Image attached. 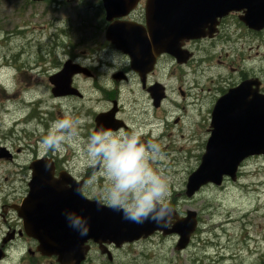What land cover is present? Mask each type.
Instances as JSON below:
<instances>
[{
  "label": "rangeland",
  "instance_id": "rangeland-1",
  "mask_svg": "<svg viewBox=\"0 0 264 264\" xmlns=\"http://www.w3.org/2000/svg\"><path fill=\"white\" fill-rule=\"evenodd\" d=\"M96 3L97 0H0V147H10L15 152L22 149L15 162L0 159L2 203L25 193L26 176L21 173V166L33 155V147L38 145L41 152L45 151L39 138L47 133L53 119L64 117H79L84 123L71 145L74 152L65 145L63 151L56 153L58 158L70 159L82 177L89 173L84 188L87 195L99 197L103 192V166L100 164L94 170L97 162L86 150L92 130L86 112L96 104L94 84L86 78L80 80L79 86L86 94L87 104L83 106L77 98L54 97L49 81L50 75L60 71L66 62L70 41L84 47L96 35L100 13ZM233 32L232 39L222 46L225 50L220 46L214 50L215 55L223 54L222 63L213 60L211 65L204 66L203 74L188 75L185 87L190 92L184 102L187 112L176 107L172 99L181 104V96L176 82L169 81L174 85L170 89L171 99L156 114L157 119L163 114L169 120V132L164 131L167 135L159 133L160 123L155 136L145 135L150 118L143 111V96L139 88L136 91L135 80L123 85L122 99L127 109L124 115L129 117L131 127L118 133L135 135L144 143L160 146L163 158L154 167L168 179L170 204L180 216L195 210L199 220L197 235L184 251L176 250L177 240L171 235H157L143 242V264H264V156L245 161L236 181L226 180L222 186L207 185L193 197L185 194L188 176L197 169L205 152L211 112L216 98L223 94L221 89L238 80L239 65L264 81V31L256 34L241 27L236 31L233 28ZM229 64L236 67L235 72L228 68ZM130 86L135 92L130 91ZM135 97L141 102L131 106ZM34 101V106L43 112L54 113L51 122L39 124L41 121L36 119L29 123L28 113L34 108ZM103 106L104 103L99 104V108ZM178 117L180 120L175 123ZM230 217L234 219L228 223Z\"/></svg>",
  "mask_w": 264,
  "mask_h": 264
},
{
  "label": "water",
  "instance_id": "water-1",
  "mask_svg": "<svg viewBox=\"0 0 264 264\" xmlns=\"http://www.w3.org/2000/svg\"><path fill=\"white\" fill-rule=\"evenodd\" d=\"M102 1L107 20H111L128 14L139 0ZM146 10L148 26L154 36L152 40L143 37L137 27L121 22L110 24L107 29V38L131 56L133 69L140 73L144 71L147 55L152 56V46L159 53L176 54L179 38L204 35L205 17L214 27L218 17L232 10H243L241 19L249 28H264V0H147ZM82 71L83 67L73 68L66 63L60 72L49 78L53 84L52 93L55 96L79 93L72 86V77ZM260 85L258 78L246 79L217 100L212 111L211 136L206 151L198 168L188 177L185 192L188 197L194 196L207 184L222 185L226 177L236 181L239 167L245 159L254 155L264 156V93H259ZM156 95L158 100L164 97L160 93ZM112 116L113 113L97 116L98 129L110 123ZM42 162L43 159L34 161L35 176L19 211L36 213L32 215L34 217L25 218L40 221L41 225L29 230L28 234L38 239L41 251L56 255L62 264L82 261L90 240L119 244L148 237L155 231H162L164 235L178 234L177 249L182 250L197 229L195 210H188L185 216L180 217L175 209V222L170 228L151 221L137 224L126 220L121 211L87 198L82 190V182L69 180L67 183L71 184L70 187L66 183L54 182L46 174L47 168L41 166ZM61 178L66 179L63 175ZM67 211H75L87 218L89 231L86 236H80L69 226L65 216ZM46 222H51V226L45 230L42 227H47Z\"/></svg>",
  "mask_w": 264,
  "mask_h": 264
},
{
  "label": "flooded vegetation",
  "instance_id": "flooded-vegetation-1",
  "mask_svg": "<svg viewBox=\"0 0 264 264\" xmlns=\"http://www.w3.org/2000/svg\"><path fill=\"white\" fill-rule=\"evenodd\" d=\"M146 5L147 0H139L128 14L107 20L103 1L102 3H96V7L100 11L99 21L95 26L96 35L91 39L90 43L84 47L74 44L71 41L66 46V63H70L73 68L79 66L82 67L81 64H88L90 66L83 67V71L75 74L72 78L73 86L78 88L81 93L79 92L77 94L61 97L80 99V103L83 106H86L87 103L84 101L86 99V94L79 86V82L81 79L85 78L93 82L96 104L95 106L87 108L86 112L91 118V133L98 130L96 118L101 113H113L111 122L104 124V128L111 129L114 132H121L125 129H130L129 117L124 115L127 112V109L125 107V102H123L122 99V96L124 95L123 85L129 84L130 82L132 83L133 80H135L137 86L136 91L137 88H139L140 93L143 96V111L146 112L150 118V121L146 124L149 128L145 130V135L151 134L155 136V129H158L159 123L161 130L159 133L161 135H167L164 131L169 132V120H167V117L162 114L160 121V119L156 118V114L162 112L165 102L171 99L170 89L173 88L174 85L169 81L172 80L176 82L177 90L181 96V104L179 103V100L172 99L176 104V107L187 112L186 104H184V102L187 100L190 92V88L185 87L186 83L189 81L188 75L192 73L203 74L204 66L211 65L213 60L221 63L223 62L220 60L223 54L219 53L215 55L214 50L218 46L224 49L222 46L232 39V34L234 33L233 28L234 31H236L238 28L242 27L246 30H251L256 34L264 31V28L261 30L249 28L241 19L243 11L240 10H232L223 17H218L214 27L213 24H211L212 22L205 17L203 25L206 26L202 30L204 35L199 38H179L178 45H176V54L169 52L159 53L155 47L152 46L150 52L152 56L150 58V56L147 55L144 71L140 73L133 69L131 56L124 53L116 46V44L110 41L107 38L106 33L110 24L121 22L137 27L143 37L152 40L154 36L151 32V27L148 26ZM153 58L154 60H152ZM114 60L116 61V67L120 70L117 71L116 69H113L108 72L110 68L115 66ZM77 61H79V63H77ZM228 68L232 72L236 71V67L231 64H229ZM236 73L238 76L237 81H231L229 78L225 79L230 80L232 86L229 85V87H223V89H221L223 94H225L231 87L238 85L246 79L260 78L257 73L249 72L242 65H239ZM203 77H201V82L204 80ZM103 78H106L107 80L103 81ZM131 90L135 92L132 86H130V91ZM156 93H160L164 95V97L161 100H158ZM259 93H264L263 80L261 81ZM140 102V98L135 97L130 102V105L136 106ZM34 103L35 101L33 102L32 107L34 108L31 109L30 116L28 114L25 116H29V123L36 119L41 121L39 124L42 122H51L50 120L53 119L54 113L52 111L43 112L39 107H35ZM100 103H104L102 108H99ZM38 104L39 102H36V105ZM53 120L55 121V119ZM179 120L180 117L175 120V123H178ZM209 131H211V128ZM39 139L41 141V138ZM71 145L67 146L70 147L69 149H71L72 152H74ZM7 148H4V146L0 147V159H4L8 162H15V159L22 152V149H17L15 152L13 148ZM39 149L40 147H38V145L37 147H33V155L21 166V173L26 176L25 193L18 199L4 203L0 202V264L5 263L9 259L12 261V264H62L56 255H48L41 251L38 239L28 234L29 230L37 229L41 225L40 221L26 220L27 217H34L32 215H35L36 213L22 210L19 211L24 199L29 194L30 183L35 176L33 169L35 164L34 161L43 159L44 162L41 163V166L46 168L45 162H49L48 160H50L51 167L47 168L48 171L46 174H49L54 182L66 183L68 187L71 186V184L67 183L69 180H72L74 183L82 182L84 194L89 199L98 200V197L87 195L84 191V188L88 184L89 173L86 177H82L77 173L76 167L71 165L70 159L66 158L63 160L58 158L56 153L46 150L41 152ZM99 167L100 163L97 162L94 170L99 169ZM62 175L65 176L66 179H62ZM46 225L47 227H42L45 230L50 228L51 222H46ZM157 235L162 237L170 236L164 235L161 231H155L149 237H141L134 241H124L119 244L114 241H103L102 243H99L90 240L87 242L89 248L85 258L78 264H143L141 263L142 260H140V258L144 256L145 253L143 251L144 248L140 247V245ZM196 235L197 232L192 235L187 248H189ZM171 236H175L176 240L179 238L177 234H171ZM176 250H178L177 244Z\"/></svg>",
  "mask_w": 264,
  "mask_h": 264
},
{
  "label": "clouds",
  "instance_id": "clouds-1",
  "mask_svg": "<svg viewBox=\"0 0 264 264\" xmlns=\"http://www.w3.org/2000/svg\"><path fill=\"white\" fill-rule=\"evenodd\" d=\"M97 3H102V0H97ZM114 65L108 72L120 70L115 60ZM83 123L79 117L53 121L41 138V146L53 153L63 151L65 145L73 144ZM86 150L92 160L103 166L102 175L106 183L98 204H107L121 211L124 219L137 224L151 221L162 227H172L176 213L169 202V182L161 170L154 167L163 158L157 143H144L135 135L101 126L88 136ZM45 167H51L50 162H45ZM65 216L69 226L80 236L88 234L87 218L75 211H67Z\"/></svg>",
  "mask_w": 264,
  "mask_h": 264
},
{
  "label": "bare ground",
  "instance_id": "bare-ground-1",
  "mask_svg": "<svg viewBox=\"0 0 264 264\" xmlns=\"http://www.w3.org/2000/svg\"><path fill=\"white\" fill-rule=\"evenodd\" d=\"M156 123H157V121H156ZM231 219H234V218H231V217H230V218H228V223H229V221H231ZM231 222H232V221H231Z\"/></svg>",
  "mask_w": 264,
  "mask_h": 264
}]
</instances>
